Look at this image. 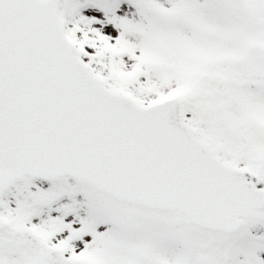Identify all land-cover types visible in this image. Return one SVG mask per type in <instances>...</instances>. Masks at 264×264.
Masks as SVG:
<instances>
[{
    "label": "snow or ice",
    "instance_id": "6c2138e0",
    "mask_svg": "<svg viewBox=\"0 0 264 264\" xmlns=\"http://www.w3.org/2000/svg\"><path fill=\"white\" fill-rule=\"evenodd\" d=\"M0 264H264V0H0Z\"/></svg>",
    "mask_w": 264,
    "mask_h": 264
}]
</instances>
